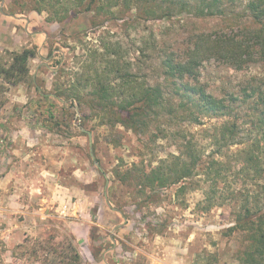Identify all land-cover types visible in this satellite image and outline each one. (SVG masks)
Masks as SVG:
<instances>
[{
  "label": "trees",
  "instance_id": "16d2710c",
  "mask_svg": "<svg viewBox=\"0 0 264 264\" xmlns=\"http://www.w3.org/2000/svg\"><path fill=\"white\" fill-rule=\"evenodd\" d=\"M31 1L33 10L49 12L48 21L63 22L72 14L91 12L92 27L98 29L113 19L158 20L194 8L203 14L216 7L223 14L224 3L238 0ZM244 10L257 27H248L243 33L200 32L176 48L162 46V78L155 81L140 72V64L135 68L121 44L102 39L89 49L83 71L74 80L54 81L53 93L71 106L77 103L85 120L95 118L96 125L112 130L123 127L141 142L129 165L119 161L112 168L113 179L107 177V170L101 171L106 181H119L128 189L138 212L160 205L171 187L173 202L186 207L188 194L200 191L196 207L203 214L230 205L233 224L226 234L240 235L235 260L264 264V78L247 80L229 92H216L201 78L204 62L212 59L236 70L264 64V0H247ZM37 55L35 46H25L7 50L0 58V105L7 102L12 85L32 81L30 62ZM211 118L222 120L200 132L192 130L193 125L203 126ZM90 131L94 133L93 128ZM160 140L174 150L155 157L153 147ZM110 143L116 148L121 145L119 139ZM124 205L118 208L128 217ZM142 218L152 232L160 233L166 227L165 222L147 220L146 215ZM69 248L60 262L84 264L74 242ZM198 258L203 264L222 262L217 251L207 248Z\"/></svg>",
  "mask_w": 264,
  "mask_h": 264
},
{
  "label": "rangeland",
  "instance_id": "374dc122",
  "mask_svg": "<svg viewBox=\"0 0 264 264\" xmlns=\"http://www.w3.org/2000/svg\"><path fill=\"white\" fill-rule=\"evenodd\" d=\"M18 1H22L23 5ZM246 1L224 3L223 14L216 12V7L203 14L194 8L158 20L113 19L105 26L94 29L91 12L72 14L63 22L48 21L49 12L33 10L31 0H0V41L8 40L5 28L20 19L22 21L17 27L21 34L25 30V22H28V31L35 35L32 39L21 35L19 41L23 43L21 49L35 46L38 50V55L30 62L32 81L22 82L26 84L28 94H33L29 101L36 114H31L30 120L34 125L35 137L41 141L36 147L42 148L41 144L50 143L54 150L53 146L67 143L77 159L76 166L69 165L60 172V176L75 190L85 193L78 208L72 206V196L68 195L65 196L68 200L61 207H42L41 212L17 210L19 206L11 204L9 196L0 193V264H66L60 261L69 254L70 242L78 247L84 264H203L198 253L204 248L217 251L221 264H239L233 252L239 244L240 235L226 234L227 228L233 224L230 205L216 207L203 214L196 207L202 197L200 191L188 194L189 206L186 207L173 202L174 187H171L166 190L160 205L138 212L131 204L128 189L119 181L113 184L106 181L101 171L107 170V177L113 179L112 168L119 161L129 165L136 158L141 142L123 127L114 131L96 125L95 118H82L77 103L71 106L69 102L54 96L53 82L74 80L83 71L85 58L90 55L89 49L98 46L102 39L121 44L122 52L135 68L140 64V72L148 80L155 81L162 78L159 62V49L162 46L176 48L186 38L200 32L243 33L248 27H257L245 16ZM7 50L4 49L0 58L6 55ZM37 67L40 69L39 77L34 79ZM201 78L216 92H229L238 90L240 84L247 80L263 79L264 64L257 63L247 69L236 70L227 63L212 59L204 62ZM49 93L55 98L44 96ZM54 104L57 109L54 108L53 112L55 118H51V113L45 109L51 110ZM3 105H0L2 125L8 122V115L1 108ZM217 120L220 122L222 119H206L203 126L193 125L191 128L200 132L201 128L209 127ZM90 128L94 130L92 144L86 131H90ZM7 138L6 131L0 125L1 146L9 141ZM112 139H119L120 147H114L110 143ZM153 150V156L163 157L174 147L160 140ZM2 152L8 153L6 149ZM42 158L40 162L48 160L45 155ZM4 164L0 159V176ZM78 168L80 170L75 174L79 177H76L72 171ZM42 187L47 190L45 186ZM73 198L75 202L77 196ZM118 205H124L128 217ZM143 215L147 216V220L165 222V229L160 233L152 232L147 228ZM54 257L57 261H53Z\"/></svg>",
  "mask_w": 264,
  "mask_h": 264
},
{
  "label": "crops",
  "instance_id": "0c3cea01",
  "mask_svg": "<svg viewBox=\"0 0 264 264\" xmlns=\"http://www.w3.org/2000/svg\"><path fill=\"white\" fill-rule=\"evenodd\" d=\"M16 20H19V18H16ZM21 21L22 19L5 28L9 38L8 40L1 39L0 56L5 48L9 50L21 49L20 47L23 46V43L19 41L21 35L27 39H32L31 37L35 36L32 34L33 32L28 31V22H25V30L21 34L18 28ZM25 41L27 40L25 39ZM38 68L33 74L34 79L39 75L40 69ZM8 95L7 104L1 106L8 115V122L0 125L6 131L9 141L4 146L0 145V159L5 163L1 170L0 187L2 189H0V193L3 196H9V202L19 206L17 210L25 212H41L42 207H61L62 203L68 200L65 197L68 195L72 196V206L78 208L82 203V197L85 196L84 191L82 190L80 193L81 190H75L73 185H68L65 178L60 176V172L68 168L69 165L76 166L77 159L71 152V148L65 142L61 143L65 145L53 146L54 150L50 143L41 144L42 148L36 147V144L41 141H38L35 137L34 125H31L30 120L31 114H36L33 113L35 110L31 107L29 101L33 94H28L26 84L21 83L12 86ZM44 96L55 98L50 93L44 94ZM55 108L57 109V107ZM45 111L48 113L50 111L54 112V107L51 110L46 108ZM5 149L8 151L7 154L2 152ZM43 155L48 159L45 163L40 162ZM42 160L44 161L43 158ZM78 170L80 169L72 171V174L76 177H79L78 174H75L78 173ZM58 176L60 177L58 178ZM41 185L45 186L47 190ZM73 196H77L75 202ZM165 263L172 264L170 262Z\"/></svg>",
  "mask_w": 264,
  "mask_h": 264
},
{
  "label": "water",
  "instance_id": "95a60500",
  "mask_svg": "<svg viewBox=\"0 0 264 264\" xmlns=\"http://www.w3.org/2000/svg\"><path fill=\"white\" fill-rule=\"evenodd\" d=\"M87 131V133H88V136H89V138H90V144H92V133H91V131H89V130H86ZM91 154H92V156L94 157V152H93V148L91 147Z\"/></svg>",
  "mask_w": 264,
  "mask_h": 264
}]
</instances>
